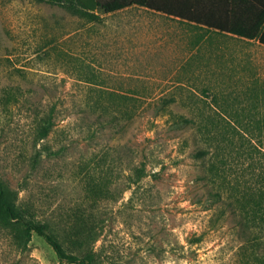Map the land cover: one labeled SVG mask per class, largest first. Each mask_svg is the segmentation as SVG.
Listing matches in <instances>:
<instances>
[{
  "label": "rangeland",
  "instance_id": "374dc122",
  "mask_svg": "<svg viewBox=\"0 0 264 264\" xmlns=\"http://www.w3.org/2000/svg\"><path fill=\"white\" fill-rule=\"evenodd\" d=\"M102 16L0 0V174L26 220L79 254L86 219L93 264H264V131L247 129L264 122V46L202 32L189 57L147 11ZM0 264L70 263L14 221Z\"/></svg>",
  "mask_w": 264,
  "mask_h": 264
},
{
  "label": "trees",
  "instance_id": "16d2710c",
  "mask_svg": "<svg viewBox=\"0 0 264 264\" xmlns=\"http://www.w3.org/2000/svg\"><path fill=\"white\" fill-rule=\"evenodd\" d=\"M54 5L67 7L75 14L88 18L90 21L98 22L103 15L115 14L129 8H143L164 16L179 19L200 27L206 32L218 33L225 36L235 37L245 41H258L264 46V0H35ZM53 110L51 114L53 115ZM47 125L38 126V139H46L54 127L52 116L48 118ZM183 124H195V122H182ZM253 123V124H252ZM196 127V124L195 126ZM215 128V127H213ZM206 140L217 153L231 147L232 140L221 135L219 140L216 136L210 137L213 132L206 126ZM249 131H264V122H250L247 126ZM225 142L226 145H223ZM211 152L210 148H204L196 153L199 159H205ZM216 153V154H217ZM216 168V166H215ZM217 169V168H216ZM144 175L145 170H141ZM141 174V175H142ZM29 208L17 204L11 195L8 183L0 174V222L8 224L11 222H22L25 231L31 235L34 231L46 238L48 243L56 251L57 256L63 262L70 264H93L92 254L83 255L84 242L96 236L91 233L89 222L85 219L77 222L74 230H79V236L75 240L78 253L69 254L65 245L61 242L53 229V224L48 221L35 219L26 220L30 217ZM72 229V228H71ZM88 231L84 234L83 231ZM93 230V228H92ZM53 231V232H52Z\"/></svg>",
  "mask_w": 264,
  "mask_h": 264
},
{
  "label": "crops",
  "instance_id": "0c3cea01",
  "mask_svg": "<svg viewBox=\"0 0 264 264\" xmlns=\"http://www.w3.org/2000/svg\"><path fill=\"white\" fill-rule=\"evenodd\" d=\"M129 9H141V10L149 12L150 17H148L149 19L143 20V24L145 25L152 24L153 26L154 24H157L159 26H162L163 32H168V34L171 33L175 38H177V39H174L175 47H180V48H183L184 50H187L185 52L189 54V57L192 56L193 54L192 48H196V49L200 48L202 43H206L205 41L206 38L202 39V32L206 33V30L200 27H197L191 23L184 22V21H181L175 18H170L162 14L149 11L143 8H129ZM125 10H128V9H125ZM108 15H114V14H108ZM193 30L195 31V33H193Z\"/></svg>",
  "mask_w": 264,
  "mask_h": 264
}]
</instances>
